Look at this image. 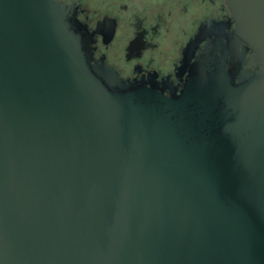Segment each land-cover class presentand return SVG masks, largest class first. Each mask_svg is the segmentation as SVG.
<instances>
[{
  "label": "water",
  "instance_id": "95a60500",
  "mask_svg": "<svg viewBox=\"0 0 264 264\" xmlns=\"http://www.w3.org/2000/svg\"><path fill=\"white\" fill-rule=\"evenodd\" d=\"M226 2L256 70L176 116L97 76L63 3L0 0V264H264V0Z\"/></svg>",
  "mask_w": 264,
  "mask_h": 264
},
{
  "label": "flooded vegetation",
  "instance_id": "af4514ba",
  "mask_svg": "<svg viewBox=\"0 0 264 264\" xmlns=\"http://www.w3.org/2000/svg\"><path fill=\"white\" fill-rule=\"evenodd\" d=\"M58 1L103 82L140 100H166L176 116L199 109L189 100L215 80L239 85L256 70L226 0Z\"/></svg>",
  "mask_w": 264,
  "mask_h": 264
}]
</instances>
